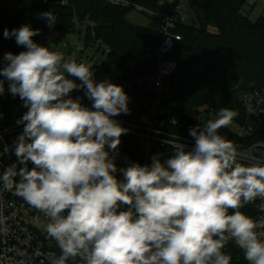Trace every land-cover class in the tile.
I'll use <instances>...</instances> for the list:
<instances>
[{
    "label": "clouds",
    "instance_id": "1",
    "mask_svg": "<svg viewBox=\"0 0 264 264\" xmlns=\"http://www.w3.org/2000/svg\"><path fill=\"white\" fill-rule=\"evenodd\" d=\"M40 15L50 28L56 23L52 11ZM39 34L27 24L3 32L26 48L4 54L0 76L28 110L17 121L24 128L16 162L0 182L48 218L45 231L61 250L50 264H230L223 252L230 240L248 264H264V220L240 211L258 198L264 211V158L239 162L237 146L219 134L239 113L221 108L190 128L191 150L172 136L162 141L173 153L164 162L155 154L150 165L118 168L114 153L129 130L113 117L130 114L128 95L110 80L96 82L85 63L34 42ZM81 88L91 108L70 97ZM246 110L255 114L250 103Z\"/></svg>",
    "mask_w": 264,
    "mask_h": 264
},
{
    "label": "trees",
    "instance_id": "2",
    "mask_svg": "<svg viewBox=\"0 0 264 264\" xmlns=\"http://www.w3.org/2000/svg\"><path fill=\"white\" fill-rule=\"evenodd\" d=\"M132 4L156 9V0H127ZM194 9L202 17L204 29L183 25L178 28L182 41L178 42L170 54L176 63L171 78V91L168 96L166 119L174 118L175 126L166 128L194 140L189 129L209 120L208 114L217 117L221 108L235 110L239 115L233 122L249 132L240 138L227 127L219 134L233 142L237 150H245L255 143H264V122L250 115L241 98L255 90L264 89V14L251 21L245 14L247 0H190ZM54 11L57 17L55 29L66 30L78 16L96 24V39L101 37L110 46L111 53L103 63L101 71H115L119 64L131 53L158 42L154 28L135 26L126 20L133 10L115 7L108 0H38L31 8L13 11L6 0H0V68L6 62L4 54H19L25 51L18 46L15 37L5 38L4 29L11 31L22 25L39 29L40 34L32 39L38 42L48 30V22L41 13ZM216 28L214 34L208 28ZM4 80V95L0 99V113L5 120L20 119L27 110L19 96L9 92L8 81ZM206 108L207 116L200 117V108ZM249 128L251 131H249ZM169 158L172 149H162ZM117 176V175H116ZM118 180H123L117 176ZM122 206L119 210H126ZM46 243L56 256L61 254L54 239L48 237ZM223 252L231 256L230 264H248L244 252L238 247L226 244ZM78 258L66 264H77Z\"/></svg>",
    "mask_w": 264,
    "mask_h": 264
},
{
    "label": "built area",
    "instance_id": "3",
    "mask_svg": "<svg viewBox=\"0 0 264 264\" xmlns=\"http://www.w3.org/2000/svg\"><path fill=\"white\" fill-rule=\"evenodd\" d=\"M13 11H24L31 8L38 0H6ZM157 7H144L132 4L127 0H108L115 7L137 10L157 24L158 42L126 57L115 71H100L94 79L96 82L105 79L120 85L129 97L128 107L130 114H120L113 117L120 125L129 131L121 136L115 163L118 168L127 167L130 163L150 165L152 156L160 154L161 162L169 157L162 153V149L170 148L162 141L172 136L179 138V142L186 144L191 150L195 141L176 134L166 128L175 126L174 118L166 119L167 101L171 91V78L176 70V63L170 58L176 44L182 41L178 28L183 25L198 27L194 7L188 11L184 0H156ZM190 1V0H189ZM190 14L193 22L189 23ZM0 94V99L3 97ZM72 99H79L83 106L92 107V101L85 95V89L73 95ZM245 108L251 104L255 119L264 122V89L255 90L241 98ZM200 117L207 116L206 108H200ZM209 119H215L213 113ZM19 119L0 121V175L11 164L16 162L14 154L15 142L23 132L24 125L17 124ZM227 128L240 137H245L231 127ZM245 130L242 128L241 132ZM247 136V135H246ZM171 149V148H170ZM238 151V161L250 164L257 158H264V143H255L245 150ZM22 165H18L20 167ZM33 165L28 163L31 170ZM116 175L123 179L122 173ZM19 182V176L14 178ZM262 201L259 198L240 209L253 220H264V211L259 208ZM231 211V210H230ZM67 214V210L65 211ZM39 219L48 221L43 213L29 206L22 198L12 191L4 189L0 182V264H50V254L46 240L36 229ZM260 231V229H258ZM228 244L238 247L234 241ZM59 248V247H58ZM239 248V247H238ZM58 257V256H57Z\"/></svg>",
    "mask_w": 264,
    "mask_h": 264
},
{
    "label": "rangeland",
    "instance_id": "4",
    "mask_svg": "<svg viewBox=\"0 0 264 264\" xmlns=\"http://www.w3.org/2000/svg\"><path fill=\"white\" fill-rule=\"evenodd\" d=\"M253 1H256V5H255L256 10H254L255 13L251 12L249 6L247 10L250 13L251 21H256L261 15L264 14V0H253ZM183 3L188 11L193 9V6L189 0H184ZM52 12L55 14L54 11ZM192 16L193 15L190 14L191 18L189 20V23L193 22ZM126 20L130 24L135 26L150 27L154 29L157 27V24L154 20L143 14H140L137 10H134L131 13H129L126 16ZM196 22H198L197 17H196ZM217 31L218 30L216 28H211V27L208 28L209 33L215 34ZM36 43H38L41 46L48 47L52 51L62 54L65 60L75 59L77 63H81V62L85 63L93 71L94 76H96L101 71L103 63L107 61L111 53L110 46L105 42L103 38L98 37L96 39V24L89 19H79L78 16H75L73 24L70 27H68L66 30L63 31L56 30L55 24L51 28L48 27V30L46 31L45 35ZM0 58H1V53H0ZM71 78L75 81V83L77 84L81 83L77 78L75 77H71ZM82 89L83 88L79 90H73L69 94L70 97L81 92ZM22 105L24 107L23 102ZM24 109L28 110L26 107H24ZM228 127H231L234 130L236 129V131L243 133L241 135L245 134V137L246 135L247 136L249 135V132L246 128L234 122H232ZM242 128L245 130L244 132H241ZM47 223L48 222L45 221L44 219H39L36 224V229L43 236L45 240L48 239V241L50 242V239L48 238V235L45 231V225Z\"/></svg>",
    "mask_w": 264,
    "mask_h": 264
},
{
    "label": "water",
    "instance_id": "5",
    "mask_svg": "<svg viewBox=\"0 0 264 264\" xmlns=\"http://www.w3.org/2000/svg\"><path fill=\"white\" fill-rule=\"evenodd\" d=\"M194 10H195V14H196V17H197L199 28L201 30H203L204 26H203V23H202V17H201V15L199 14V12L196 9H194ZM3 120H5L4 115L2 113H0V121H3Z\"/></svg>",
    "mask_w": 264,
    "mask_h": 264
},
{
    "label": "crops",
    "instance_id": "6",
    "mask_svg": "<svg viewBox=\"0 0 264 264\" xmlns=\"http://www.w3.org/2000/svg\"><path fill=\"white\" fill-rule=\"evenodd\" d=\"M249 4V5H248ZM255 5H256V1H253V0H248L247 1V5L245 6V8H244V12L245 13H247V15H250V13L248 12V6H249V9L251 10V12H254L255 13V11L254 10H256L255 9Z\"/></svg>",
    "mask_w": 264,
    "mask_h": 264
}]
</instances>
